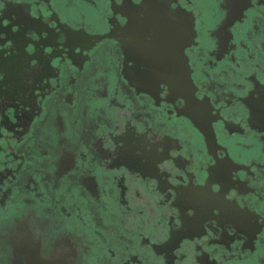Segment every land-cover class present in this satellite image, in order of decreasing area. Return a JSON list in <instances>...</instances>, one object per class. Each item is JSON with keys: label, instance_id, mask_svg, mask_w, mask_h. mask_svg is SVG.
<instances>
[{"label": "flooded vegetation", "instance_id": "obj_1", "mask_svg": "<svg viewBox=\"0 0 264 264\" xmlns=\"http://www.w3.org/2000/svg\"><path fill=\"white\" fill-rule=\"evenodd\" d=\"M263 44L264 0H0V264H264Z\"/></svg>", "mask_w": 264, "mask_h": 264}, {"label": "bare ground", "instance_id": "obj_2", "mask_svg": "<svg viewBox=\"0 0 264 264\" xmlns=\"http://www.w3.org/2000/svg\"><path fill=\"white\" fill-rule=\"evenodd\" d=\"M129 1V0H128ZM243 3H245V2H243ZM132 5V4H131ZM243 6V5H242ZM128 7V6H127ZM236 11V10H235ZM232 13V12H231ZM129 15V14H128ZM181 15V14H180ZM177 16V15H176ZM232 17V16H231ZM231 21V20H230ZM43 25V24H42ZM58 27V26H57ZM66 32V31H65ZM75 34V33H74ZM77 35V34H76ZM80 35V34H79ZM75 36V35H74ZM81 36V35H80ZM83 36V35H82ZM107 36V35H106ZM78 37V36H77ZM72 38V37H71ZM91 38V37H90ZM96 39V38H95ZM100 39V38H99ZM83 40V39H82ZM77 41H79V40H77ZM84 42V41H83ZM76 44H77V42H76ZM264 45V44H263ZM78 57V56H77ZM74 59V58H73ZM78 59V58H77ZM81 63V62H80ZM77 64V63H76ZM134 86V85H133ZM254 111V110H253ZM257 115V114H256ZM253 124V123H252ZM255 124V123H254ZM260 124V123H259ZM261 125V124H260ZM254 126H256V125H254ZM262 128V127H261ZM122 140H124V139H122ZM144 140V139H143ZM169 140H170V138H169ZM160 142V141H159ZM127 143V142H126ZM155 143V142H154ZM140 144V143H139ZM122 148V147H121ZM167 150V149H166ZM120 153V152H119ZM137 154V153H136ZM160 155H161V153H160ZM156 161H158V160H156ZM230 162V161H229ZM155 165V164H154ZM129 168V167H128ZM164 173V172H163ZM142 175H143V173H142ZM158 176V175H157ZM160 189V188H159ZM189 189H190V187H189ZM240 189V188H239ZM164 191V190H163ZM192 193V192H191ZM197 193V192H196ZM199 195V194H198ZM193 196V195H192ZM195 196V195H194ZM182 197V196H181ZM199 197V196H198ZM190 198V197H189ZM203 198H205V197H203ZM187 199V198H186ZM194 201H196V200H194ZM202 202H204V201H202ZM207 202V201H206ZM205 203V202H204ZM230 203V202H229ZM208 204V203H207ZM213 204V203H212ZM221 204V203H220ZM190 205V204H189ZM202 205H204V204H202ZM214 205V204H213ZM216 205H218V204H216ZM207 206H209V205H206L205 207H207ZM210 206H212V205H210ZM203 208V207H202ZM212 208H214V207H212ZM217 208V207H216ZM221 208H223V207H221ZM235 208H237V207H235ZM180 210H182L183 208L181 207V208H179ZM207 209V208H206ZM209 209V208H208ZM211 209V208H210ZM217 209H219V208H217ZM225 209V208H224ZM196 210H194V212H195ZM219 211V210H218ZM222 213H223V210H220ZM209 212V211H208ZM207 212V213H208ZM219 213V212H218ZM225 213V212H224ZM213 215V214H212ZM219 215V214H218ZM224 214H222L221 216H222V219H223V217H225V215L223 216ZM188 218V217H187ZM190 218V217H189ZM193 218H194V216H193ZM200 220H201V216L200 217H198ZM213 218H214V216H213ZM233 219H234V217H232ZM204 219V218H203ZM216 219H217V217H216ZM227 219V218H226ZM241 219V218H240ZM193 220V219H192ZM196 220V219H195ZM219 220V219H218ZM221 220V219H220ZM224 221V220H223ZM226 221V220H225ZM238 221V220H237ZM241 221V220H240ZM242 221H245L244 219L242 220ZM247 221V220H246ZM203 222V221H202ZM221 222V221H220ZM194 223V222H193ZM225 223V222H224ZM229 223H231V221L229 222ZM234 223H235V221H234ZM233 223V224H234ZM239 223V222H238ZM241 223V222H240ZM239 223V224H240ZM242 223H244V222H242ZM247 223V222H246ZM185 224V223H184ZM189 224V223H188ZM194 224H197V222L196 223H194ZM219 224H223V223H219ZM186 225V224H185ZM184 225V226H185ZM235 225H236V223H235ZM241 225H244V224H241ZM240 225V226H241ZM247 225V224H246ZM247 226H249V225H247ZM182 227V226H181ZM198 227H199V225H198ZM197 227V228H198ZM234 227H236V226H234ZM245 227V226H244ZM243 226H242V228H243V230L245 229ZM194 228H196V227H194ZM201 228V227H200ZM200 228H198V230L200 229ZM236 228H238V227H236ZM241 228V229H242ZM238 229H240V228H238ZM238 229H236V230H238ZM182 230V228H180L178 231H180V233L181 232H183V231H181ZM246 230V229H245ZM238 231H241V230H238ZM250 231V230H249ZM202 232V231H201ZM244 232H246V231H244ZM250 233V232H249ZM179 236V235H178ZM181 236V235H180ZM252 236V235H251ZM227 244V243H226ZM173 245V244H172ZM171 246V245H170ZM157 247V246H156ZM174 247V246H173ZM167 258V257H166ZM173 258V257H172ZM168 260V259H167ZM214 263V262H213Z\"/></svg>", "mask_w": 264, "mask_h": 264}, {"label": "clouds", "instance_id": "obj_3", "mask_svg": "<svg viewBox=\"0 0 264 264\" xmlns=\"http://www.w3.org/2000/svg\"><path fill=\"white\" fill-rule=\"evenodd\" d=\"M8 223H3L2 225H0V228H2L3 226H6Z\"/></svg>", "mask_w": 264, "mask_h": 264}, {"label": "snow or ice", "instance_id": "obj_4", "mask_svg": "<svg viewBox=\"0 0 264 264\" xmlns=\"http://www.w3.org/2000/svg\"><path fill=\"white\" fill-rule=\"evenodd\" d=\"M136 3L139 4L140 0H136ZM0 78H2V77H0ZM217 191H219V189H217Z\"/></svg>", "mask_w": 264, "mask_h": 264}, {"label": "water", "instance_id": "obj_5", "mask_svg": "<svg viewBox=\"0 0 264 264\" xmlns=\"http://www.w3.org/2000/svg\"><path fill=\"white\" fill-rule=\"evenodd\" d=\"M187 84V82H185V85ZM264 104V103H263Z\"/></svg>", "mask_w": 264, "mask_h": 264}]
</instances>
